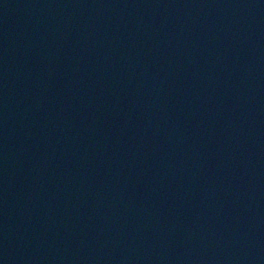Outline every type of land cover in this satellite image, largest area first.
<instances>
[{"label":"water","instance_id":"95a60500","mask_svg":"<svg viewBox=\"0 0 264 264\" xmlns=\"http://www.w3.org/2000/svg\"><path fill=\"white\" fill-rule=\"evenodd\" d=\"M0 264H264V0H0Z\"/></svg>","mask_w":264,"mask_h":264}]
</instances>
